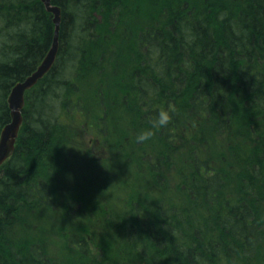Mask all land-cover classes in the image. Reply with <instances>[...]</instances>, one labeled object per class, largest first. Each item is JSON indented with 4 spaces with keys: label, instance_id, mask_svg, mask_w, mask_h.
<instances>
[{
    "label": "trees",
    "instance_id": "obj_1",
    "mask_svg": "<svg viewBox=\"0 0 264 264\" xmlns=\"http://www.w3.org/2000/svg\"><path fill=\"white\" fill-rule=\"evenodd\" d=\"M53 5L58 58L27 92L15 151L0 167V264L53 263L41 232L46 221L59 230L74 206L62 180L67 151L92 161L91 143L127 164L144 157L149 177L124 220L103 211L99 230L121 243L101 264H264V0ZM140 12L148 22L126 54L121 27ZM54 33L42 0H0V136L12 89L40 66ZM161 109L170 123L137 141ZM73 232L66 237L85 250Z\"/></svg>",
    "mask_w": 264,
    "mask_h": 264
},
{
    "label": "rangeland",
    "instance_id": "obj_2",
    "mask_svg": "<svg viewBox=\"0 0 264 264\" xmlns=\"http://www.w3.org/2000/svg\"><path fill=\"white\" fill-rule=\"evenodd\" d=\"M229 1L234 3L237 0ZM137 11L138 9L134 10V12ZM147 14L150 18V12H147ZM133 18L126 16L127 23L123 22L120 31L123 36L122 40L125 43L126 49L124 51L126 54L135 51L136 48L135 46L131 50L134 45V34L132 32L140 28L144 21L148 22V19L145 18L146 20H144L141 12L132 22ZM91 145L94 148L92 161L82 157L81 153H75V150L67 151L66 164L69 167V172L63 175L62 180H64L66 187L70 188V192L75 191L74 193H66V195L74 194L76 197H70L74 206L68 208L66 216H62L59 230L51 222L46 221L43 230L45 232H41V234L46 235L48 240L47 255L49 260L53 261L51 264H94L95 261L97 264H101L109 256L112 247L121 243V241H112L108 236V231L99 230L102 226L101 216L103 211L106 212L109 207L113 212L117 211L114 213L116 218L124 220L125 217L122 213H126L124 209L128 210L130 208L131 196L138 194V192L140 194L145 193L144 186L149 184V177L144 172L146 167L144 166V169H142V165L146 161L144 157L137 164H134V162L127 164L125 163L126 159H123L116 152L111 153L105 146H95L92 143ZM79 146V144L76 145V149H79ZM220 146L221 143L216 141L212 149L218 150ZM159 187H162V185ZM176 188L177 181L174 180L173 191L177 192ZM179 193L176 194L177 199L180 198V195L182 196ZM72 227L75 232L71 235L76 234L77 240L85 244V250L75 247L73 243H70V237H66L68 228ZM96 229L99 231L96 232ZM90 230L94 231L91 237L87 235ZM107 244L108 249L104 248ZM85 257L89 260L83 262L82 259Z\"/></svg>",
    "mask_w": 264,
    "mask_h": 264
},
{
    "label": "water",
    "instance_id": "obj_3",
    "mask_svg": "<svg viewBox=\"0 0 264 264\" xmlns=\"http://www.w3.org/2000/svg\"><path fill=\"white\" fill-rule=\"evenodd\" d=\"M47 10L54 15L55 33L52 46L37 70L24 81L18 82L8 98L11 109V122L6 125L0 136V167H2L13 155L21 128L24 123L23 110L26 94L38 84L54 67L60 49V30L62 23V10L53 5V0H42Z\"/></svg>",
    "mask_w": 264,
    "mask_h": 264
},
{
    "label": "clouds",
    "instance_id": "obj_4",
    "mask_svg": "<svg viewBox=\"0 0 264 264\" xmlns=\"http://www.w3.org/2000/svg\"><path fill=\"white\" fill-rule=\"evenodd\" d=\"M172 119V116L168 110L161 109L157 116L151 120L152 127L142 130L137 136V141L143 142L153 136V129L162 128L167 126Z\"/></svg>",
    "mask_w": 264,
    "mask_h": 264
}]
</instances>
